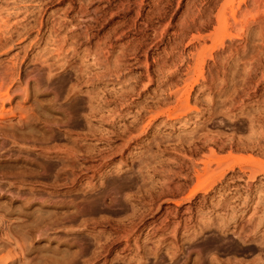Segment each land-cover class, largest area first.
Returning a JSON list of instances; mask_svg holds the SVG:
<instances>
[{"label":"rangeland","instance_id":"rangeland-1","mask_svg":"<svg viewBox=\"0 0 264 264\" xmlns=\"http://www.w3.org/2000/svg\"><path fill=\"white\" fill-rule=\"evenodd\" d=\"M0 33V96H11L0 101V264H199L196 242L213 233L195 235L200 218L223 213L214 209L220 194H234L232 170L222 176L216 160L258 163L256 184H264L263 4L0 0ZM22 124L35 130L22 132ZM192 136L204 137L196 150L179 146ZM261 139V148H243ZM83 145L112 161L96 182L138 186L110 191L101 210L83 213L82 201L97 193L73 187L68 174L77 165L73 177L81 179L87 166L105 162ZM161 181L184 188L155 193L142 208L145 188L158 192ZM39 196L49 202L30 200ZM39 210L50 214L40 223L47 232H22ZM135 212L142 218L126 236ZM108 235L117 250L98 255ZM126 238L129 250L120 253ZM255 243L219 258L264 264V244Z\"/></svg>","mask_w":264,"mask_h":264},{"label":"bare ground","instance_id":"bare-ground-1","mask_svg":"<svg viewBox=\"0 0 264 264\" xmlns=\"http://www.w3.org/2000/svg\"><path fill=\"white\" fill-rule=\"evenodd\" d=\"M252 4L262 3L264 6V0H251ZM1 35V33H0ZM13 67H10V70ZM9 70L8 77L11 80L16 78V73ZM40 82L37 85V89ZM9 90V88H8ZM27 94L28 90L25 89ZM11 96L9 91L6 92L5 95L0 96V101L4 103L6 100H10ZM77 109V108H75ZM26 128L28 130H35V127L32 125H25L22 124L21 131L26 132ZM40 131V130H38ZM15 134L17 131H15ZM13 132V133H14ZM14 136V135H13ZM204 137H189L187 139L179 138V146H183L188 144L189 148L192 150H196L198 148L199 142L203 141ZM222 143H219L221 145ZM215 145H218V141H215ZM262 139L257 140L253 143H244L243 148L245 149H253V148H261ZM83 148L86 152H90L92 155V151H97L98 154L102 156V160L107 158V154L104 155V150L101 149H90L87 146L83 145ZM232 148V146H231ZM75 155L74 153H72ZM88 155L87 157H91ZM112 161L101 162L98 165H91L87 166L85 174H82L81 179L74 178L75 170L74 168L78 167L77 165H73L71 172L68 174V179H70L71 183L74 186L82 187L84 190H88L90 192H96L97 195L91 199L83 200L82 207L83 213L86 212H97L102 209V202L107 197L110 191L118 192L119 189L124 187H132L138 186L139 181L134 179L124 180V181H116V180H108L103 182H96L95 180L99 178H104L100 175V170L103 167H109ZM46 168L48 169H55L56 165L53 162L45 163ZM224 168L222 169V167ZM236 166H238V171L236 170ZM261 165L257 163L256 166H244L238 160H232L231 158H219L216 160V169H220L219 172L222 176L225 175L227 170H232L233 174H230L227 181V186H234L233 187V196L226 195V191L220 194L219 200L214 205L216 208L215 210H223V213H219L215 215L212 219L205 220L203 216L200 218V222L197 225V231L195 235L199 236L203 230L212 229V234L206 237V239L197 240L196 244L198 245V261L199 264H237L239 261H235L236 259L232 258L231 256L227 259L221 260L219 258L220 254H227V253H237L242 251H254L256 247H250V242H258L259 244H264V184L262 182L259 186L256 184L257 180V173L259 170H262L260 167ZM157 168L154 167V171ZM196 176H200V169L194 167ZM102 176V177H101ZM59 178V176H56ZM239 180H243L244 184L242 186L236 185L235 182ZM107 183V185H106ZM143 185L146 186L147 183L145 178H143ZM142 185V187H143ZM160 191L156 192L155 189L157 186H149L145 188L144 195L140 196L139 204H141L142 208H145L148 205H151L149 202L153 201L155 193H159V195L163 194H174L177 191H182L184 188V183H172L168 181H161L159 182ZM198 188H194L190 191L189 198L193 197ZM207 192V191H206ZM245 194V195H243ZM206 198V197H204ZM30 200H41V204L49 202V199H42L41 196L39 197H32ZM239 202V203H238ZM122 204V202H120ZM179 205V202H177ZM149 209V208H148ZM262 212V214L260 213ZM83 213H81L83 215ZM50 214L47 211H37V213L33 216V219L30 222V227L28 230L21 229V231H25L26 233H32L34 229L39 231L41 234H45L49 227V224L46 226H40V223L44 221L45 217H49ZM165 216V212H164ZM142 218V214L136 213L134 218L128 222L127 227L123 229L125 235L127 236L129 233L136 231V226L138 222L135 220L136 218ZM159 216L156 220L160 219ZM166 218V217H165ZM155 220V221H156ZM70 221L76 223L78 218L72 216ZM244 222L246 226H242L240 230L239 225ZM154 223V222H153ZM149 224V226L153 225ZM54 225L53 223H50ZM169 224L166 222L165 225L162 227H155L154 225L151 226L153 233H157L159 229H163L168 227ZM140 229H138L139 231ZM232 231L234 238L228 239L227 232ZM102 234L97 235V239H101ZM117 239L110 235L105 236L103 241H100L98 245V255L105 254V256L110 254L113 250H117L116 242ZM115 243V244H114ZM255 243V244H256ZM130 244L128 238H126L125 245L121 248L120 253H125L129 250ZM191 253V251H189ZM210 255H214L212 258ZM106 256V257H107ZM106 264V261L104 262Z\"/></svg>","mask_w":264,"mask_h":264}]
</instances>
